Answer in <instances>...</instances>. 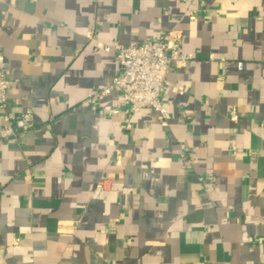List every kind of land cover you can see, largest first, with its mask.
<instances>
[{"label":"crops","instance_id":"1","mask_svg":"<svg viewBox=\"0 0 264 264\" xmlns=\"http://www.w3.org/2000/svg\"><path fill=\"white\" fill-rule=\"evenodd\" d=\"M171 31L168 127L83 105L119 71L97 42ZM0 51L35 121L5 139L0 112V264H264V0H0Z\"/></svg>","mask_w":264,"mask_h":264},{"label":"built area","instance_id":"2","mask_svg":"<svg viewBox=\"0 0 264 264\" xmlns=\"http://www.w3.org/2000/svg\"><path fill=\"white\" fill-rule=\"evenodd\" d=\"M15 3V0H12ZM195 14L191 19H195ZM88 38L95 37L94 31L87 33ZM97 48L116 53L119 71L111 81L103 87L92 90L84 99L83 105L90 106L102 98L111 94L114 90H119L126 98L128 107L125 109L127 114H135L144 108L156 110L160 117L161 125L168 127L172 118L170 112L165 107L162 95L169 84L168 73L172 66L186 67L193 59V54L185 52L182 47L181 34L171 31L158 38H147L141 42L122 44L112 42L105 44L97 42ZM214 59V54L211 55ZM5 57L0 51V112L2 113L4 124L1 136L5 139L17 138L23 132L34 128L35 121L33 110L27 108L20 114L9 108L8 90L10 81L4 71ZM240 69L243 68L242 62L238 63ZM176 89L183 92V86L176 84ZM120 110L113 109L112 114H118ZM233 122L238 121L236 112L230 114ZM126 128H133L132 121L126 123ZM184 148V146L182 145ZM186 156H182L181 162L184 166L188 162ZM121 158H116V163L121 164ZM199 180H203L202 177ZM99 186H103L100 183Z\"/></svg>","mask_w":264,"mask_h":264}]
</instances>
